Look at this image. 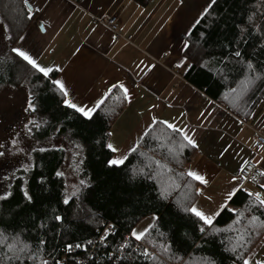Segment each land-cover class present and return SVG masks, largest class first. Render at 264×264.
<instances>
[{
	"label": "trees",
	"instance_id": "obj_1",
	"mask_svg": "<svg viewBox=\"0 0 264 264\" xmlns=\"http://www.w3.org/2000/svg\"><path fill=\"white\" fill-rule=\"evenodd\" d=\"M135 1L144 6L150 0ZM33 19L34 12L25 0H0L5 29L0 86L26 85L36 105V111L30 112L42 120L39 130L31 126L34 141L50 143L66 138L81 147L80 183L65 204V178L56 174L64 161V149L34 147L31 166L17 171L10 195L0 200V262L21 264L20 260L5 259V253L14 255L9 244L17 248L28 245L20 253L22 264H39L40 259L50 262L67 244L81 245L68 256L70 259L86 258L88 241L104 224L112 223L114 232L109 235L108 247L114 255L121 254L116 264H243L264 234V224L260 223L264 208L240 188L211 226L185 211L197 197V181L185 175L196 148L161 121L147 129L124 164L109 167V130L125 107L123 91L113 88L92 119L66 107V97L52 83L57 71L45 78L12 51ZM186 45L184 79L240 119L250 118L264 102V0H216L190 29ZM237 51L240 56L235 55ZM40 148L46 150L41 152ZM262 182L263 175L258 187ZM24 189L31 202L26 200ZM150 214L158 219L143 240H134L132 228ZM56 216L62 220L57 221ZM252 216L260 221L253 223ZM41 240L45 243L40 244ZM125 243L128 247L122 248ZM160 245H170V252L163 253ZM144 249L158 259H145L141 255ZM96 256L98 260L88 263L112 264L115 257L100 252Z\"/></svg>",
	"mask_w": 264,
	"mask_h": 264
},
{
	"label": "crops",
	"instance_id": "obj_2",
	"mask_svg": "<svg viewBox=\"0 0 264 264\" xmlns=\"http://www.w3.org/2000/svg\"><path fill=\"white\" fill-rule=\"evenodd\" d=\"M206 1L150 0L141 6L135 0H27L34 19L13 46L56 70L66 99L78 105L93 107L114 84L128 89L130 102L109 130L108 144L117 149L111 159L127 156L154 121H167L194 139L185 172L208 180L197 181L192 204L202 211L227 206L226 193L233 189L264 198V188L252 187L240 174L249 160L264 173V153H252L255 130L264 127V102L242 120L183 77L186 36ZM113 15L119 36L102 21ZM245 259L264 260V234Z\"/></svg>",
	"mask_w": 264,
	"mask_h": 264
},
{
	"label": "rangeland",
	"instance_id": "obj_3",
	"mask_svg": "<svg viewBox=\"0 0 264 264\" xmlns=\"http://www.w3.org/2000/svg\"><path fill=\"white\" fill-rule=\"evenodd\" d=\"M211 0L206 1V8ZM205 8V9H206ZM5 29L0 20V52L5 46ZM29 95L25 84L15 87L8 84L0 86V196L7 195L14 179L18 176V170H25L31 166V151L34 147L56 146L62 147L65 151L64 161L58 169L65 178V197L69 198L79 187L78 168L82 158V149L77 144L66 138H56L50 143L34 141L25 125L29 120L38 124L42 120L27 108ZM32 125H29L31 127ZM13 139L16 144H13ZM23 149V151H18ZM27 168V169H28ZM249 190L252 187H248ZM154 214L143 217L131 230L143 231L154 222Z\"/></svg>",
	"mask_w": 264,
	"mask_h": 264
},
{
	"label": "snow or ice",
	"instance_id": "obj_4",
	"mask_svg": "<svg viewBox=\"0 0 264 264\" xmlns=\"http://www.w3.org/2000/svg\"><path fill=\"white\" fill-rule=\"evenodd\" d=\"M25 3L27 4V0H25ZM216 0H211V3L209 4V7H211L212 4H215ZM205 12H207V9H205ZM21 39H23V37H21ZM187 47V45H186ZM12 51L20 58H22L24 61L27 62V64L31 65V67L33 69H35L37 72L41 73L45 78H47L49 76V73L53 71V69L48 68V67H43L41 65H39L27 52L21 50V48H13ZM236 56H240V53L237 51L235 53ZM248 67L251 69L252 65L251 63H249ZM59 70V69H57ZM258 78V77H256ZM252 81H249V83H251ZM52 83L59 89V91L61 92V94L64 97H68L69 96V92L66 89L65 84L63 83V81L61 80H53ZM113 88L119 87L120 89L123 90L124 93V99L129 100L130 102V98L128 95V89L123 85V84H119V85H113ZM109 92H111V89H109ZM63 103L66 107L74 109L77 113H80L83 117L87 118V119H92L93 114L96 112V110L104 103L103 100L99 101L96 105H94L93 107H87V106H83V105H78L74 102H72L69 99H64ZM25 111H32L35 112L36 111V105L33 103L31 97H29L28 100V104H27V108L25 109ZM156 122V121H154ZM163 123L166 124L167 128L172 129L174 132H179L180 135L183 136V139L187 141L188 145H191L192 147H196V142L194 139H192L191 137H189L187 135V133H185L182 129H177L175 127V125L168 123L167 121H164ZM29 125H32L33 127H35L37 130H39L40 125L38 123H36L35 121L29 120L28 124L25 125V128L28 130V133L31 134L32 133V128L29 127ZM147 134V133H146ZM109 135H111V133H109ZM13 144H16V140L13 139L12 141ZM3 145H0V148H2ZM107 147L109 148V150H111L112 152H116L117 149L113 147V145L108 144ZM181 147H183V145H181ZM46 149L44 148H40L39 151L43 152ZM135 148L130 149V151H135ZM18 151H23V149H18ZM33 151H36V149H33ZM4 153L0 152V156H3ZM127 159L126 155H121L120 158L118 159H111L108 161V165L109 167L112 166H120L122 164H124L125 160ZM247 163V162H245ZM28 166H25V171H27ZM142 171V170H141ZM57 176H61L62 173L61 172H57L56 173ZM137 173L134 170L133 175L135 176ZM185 175H187L188 177H191L193 180L198 181L200 184L206 185L208 183V180L205 178V176L199 174L196 171H192V170H188ZM261 175H264V173H261ZM81 184H84V181H81ZM261 188H264V184L260 185ZM24 195L26 200H28L29 202H31V196L28 194L27 190L24 189ZM236 190H230L226 193V200L230 201L233 196L235 195ZM10 195V193L8 194ZM161 195L163 196L164 193L162 192ZM249 196H255V204L258 205V207L260 208H264V198H261L260 193H248ZM8 197L7 195H3L0 196V200H6ZM69 202L68 198L66 197L64 200V203L67 204ZM226 207V204H221L219 206V209H208L207 211H202L200 210L196 205H192L191 207L185 208L184 210L187 212H190L191 214H193L195 217L198 218L199 221H202L203 224L205 225H209L211 226L213 224V221L215 219L216 216H218L220 214V210H222L223 208ZM231 211H233V213L235 214V210L232 209ZM242 215V213L240 214ZM55 219L57 221H61L62 217L60 216H56ZM156 219H158V217H153V220L155 221ZM251 221L253 223L260 221V218L258 216H252L251 217ZM237 223L239 222V219L236 221ZM261 224H264V221H260ZM153 225H149L147 228H145L143 231L137 232L136 230H133L131 233V236L134 240L136 241H141L145 238V236L148 234L149 230L152 228ZM112 227L109 226V229L105 230V234L104 236L101 237V240H105L107 238V236H109L112 233ZM201 232H204L205 229L203 227L200 228ZM2 235V234H0ZM6 239V238H5ZM241 240H243V237L240 238ZM45 241L41 240L40 244H44ZM88 243H92L91 241H88ZM8 250L12 251L14 253V255L9 256L7 255V253H5V259L12 261L13 259L15 260H20L21 264H22V260H21V256L20 253L25 252V250L28 248V245L25 244L22 247H18L16 245H12L9 244L8 246ZM67 250L71 251L73 248V245H67ZM75 247H81V245H75ZM122 248H126L128 247V244L125 243L121 246ZM160 248L162 250L163 253L167 254L170 252V245H160ZM233 251H235V248H233ZM141 255L147 259V260H157L158 258L156 256H154L152 253H150L147 249H144V251L141 253ZM28 259H33V257L29 256ZM0 264H2V262H0ZM39 264H48L47 260H43L40 259ZM56 264H59V262L57 261ZM243 264H251V261L248 259H244L243 260ZM256 264H264V260H260L257 261Z\"/></svg>",
	"mask_w": 264,
	"mask_h": 264
},
{
	"label": "built area",
	"instance_id": "obj_5",
	"mask_svg": "<svg viewBox=\"0 0 264 264\" xmlns=\"http://www.w3.org/2000/svg\"><path fill=\"white\" fill-rule=\"evenodd\" d=\"M94 18L97 20L96 17H94ZM116 19H117V17L115 15H113V16H109V17L105 18L102 21L114 33L115 36H119V30L117 27V20ZM98 20L101 21V19H98ZM252 153L255 156L262 155L264 153V127H261V128H258L255 130L254 143L252 145ZM261 173H262L261 168L252 160L247 161V163H245L240 170L241 176L252 187H258L259 186L260 177L262 176ZM252 197L255 198L254 195ZM109 226H111L113 229L112 233L114 232L113 224L112 223L106 224L102 233L98 237L93 238L91 240L92 243H90V244L88 243L87 244L88 247L86 246V248L84 249V250H86L85 251V254L87 256L86 258L74 256V259H70L68 256L70 254H75V251L80 248V247H75V245H73V248L71 251H68L67 247H65L62 250V252L60 253V255H57L55 258L49 259L50 262L48 261V263L49 264H56V262L58 261L59 264H89L88 261H90V259L97 258V260H98L99 257L96 256V253L98 255L100 252V253L104 254L105 256L107 255V257L115 256L113 261H112L113 262L112 264H116L117 258L120 257L121 254L118 253V254L114 255V252L108 247L109 236H107V238L105 240H103V241L101 240V237L104 236L105 230L109 229ZM67 245H71V244H67ZM45 260H47V259H45Z\"/></svg>",
	"mask_w": 264,
	"mask_h": 264
},
{
	"label": "bare ground",
	"instance_id": "obj_6",
	"mask_svg": "<svg viewBox=\"0 0 264 264\" xmlns=\"http://www.w3.org/2000/svg\"><path fill=\"white\" fill-rule=\"evenodd\" d=\"M106 224H108V223H106ZM106 224L103 225V227L98 231L97 236H95L94 238L98 237L102 233V231H103L104 227L106 226Z\"/></svg>",
	"mask_w": 264,
	"mask_h": 264
}]
</instances>
